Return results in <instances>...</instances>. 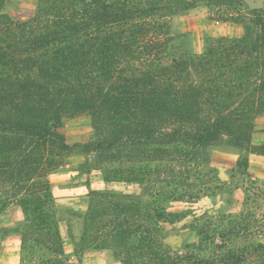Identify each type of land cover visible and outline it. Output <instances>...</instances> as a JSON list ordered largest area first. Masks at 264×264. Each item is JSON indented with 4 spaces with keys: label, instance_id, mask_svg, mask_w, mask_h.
<instances>
[{
    "label": "trees",
    "instance_id": "1",
    "mask_svg": "<svg viewBox=\"0 0 264 264\" xmlns=\"http://www.w3.org/2000/svg\"><path fill=\"white\" fill-rule=\"evenodd\" d=\"M242 3L39 0L34 15L19 22L0 0V214L20 207L23 223L14 232L22 250L32 244L53 264H71L48 176L64 157L81 155L93 169L139 163L105 173L104 181L137 184L141 191L89 193L77 264L89 241L111 250L120 264H264V244H227L221 234L219 244L201 229L204 249L173 252L160 226L166 214L161 191L152 188L161 176L149 168L167 163L168 176L187 179L190 171L181 168L208 163L206 150L222 145L264 157V144L252 142L254 119L264 114L262 11L249 12L239 38L208 39L201 54L169 52V17L200 4ZM80 115L89 116L93 136L69 145L60 131L63 119ZM235 167L245 174L248 159Z\"/></svg>",
    "mask_w": 264,
    "mask_h": 264
},
{
    "label": "rangeland",
    "instance_id": "2",
    "mask_svg": "<svg viewBox=\"0 0 264 264\" xmlns=\"http://www.w3.org/2000/svg\"><path fill=\"white\" fill-rule=\"evenodd\" d=\"M38 1L4 0V12L14 21L25 22L34 15ZM251 10L254 9L243 0L240 7L200 4L169 17L170 54L174 57L184 53L201 54L208 39L241 37ZM257 10H261L264 16V6ZM253 123L252 136L264 139V114L256 116ZM60 131L69 145L86 143L93 136L87 115L64 118ZM206 153L208 163L188 164L186 169L181 168V172L190 171L187 179L184 174L177 178L168 176L170 168L167 163L149 165L152 171L161 176L159 183L152 188L161 191L158 198L166 212L165 222L160 224L165 235L164 242L175 253L188 246L198 247L200 237L197 233L201 229L209 236L216 237L215 243L219 244L220 234L229 239V242H225L227 244H264V157L224 145L212 146ZM243 157L248 159L245 174L242 168L235 167L236 161ZM85 162L86 158L81 155L66 156L62 165L48 176L64 253L71 264L78 262L74 249L82 239L83 216L88 208L89 193L110 191L139 194L141 191L137 184L104 181L105 173L123 171L139 166V163L104 164L99 169H93L84 166ZM88 164H92V160ZM22 223L23 214L16 204L0 214V264H7V260L12 263L14 258L18 264H53V257L39 247L28 244L24 250L21 249L20 236L14 230ZM245 223H249L246 228L242 226ZM233 229L240 233L239 236L231 234ZM84 248L82 264H120L111 250L95 249L92 241ZM200 248L204 249L202 246ZM206 253L201 251L199 254Z\"/></svg>",
    "mask_w": 264,
    "mask_h": 264
},
{
    "label": "water",
    "instance_id": "3",
    "mask_svg": "<svg viewBox=\"0 0 264 264\" xmlns=\"http://www.w3.org/2000/svg\"><path fill=\"white\" fill-rule=\"evenodd\" d=\"M251 9H261L264 6V0H246Z\"/></svg>",
    "mask_w": 264,
    "mask_h": 264
},
{
    "label": "crops",
    "instance_id": "4",
    "mask_svg": "<svg viewBox=\"0 0 264 264\" xmlns=\"http://www.w3.org/2000/svg\"><path fill=\"white\" fill-rule=\"evenodd\" d=\"M252 142L254 144H264V139H259V138H255L252 136ZM18 221H19V218H18ZM6 262H7V264H18L17 262H15V258L12 259V263H10L8 260Z\"/></svg>",
    "mask_w": 264,
    "mask_h": 264
}]
</instances>
